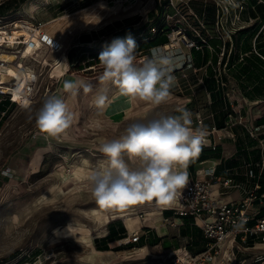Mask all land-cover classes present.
<instances>
[{
  "label": "rangeland",
  "instance_id": "1",
  "mask_svg": "<svg viewBox=\"0 0 264 264\" xmlns=\"http://www.w3.org/2000/svg\"><path fill=\"white\" fill-rule=\"evenodd\" d=\"M11 1L0 0V4L8 2L13 7ZM152 1L26 0L0 19V36L8 34L21 42L0 45V94L10 95L17 103L0 114V264H168L167 250L162 245L178 249L186 245L179 237L184 227L164 222L163 212L169 207H160L155 201L102 207L88 190L89 173L106 159L99 151L100 144L118 138L130 123L156 113L180 115L177 109L184 108L191 113L192 127L198 115L203 119L202 127L209 130L212 126L202 82L204 71L195 69L185 51L177 53L172 72L176 82L170 97L159 105L120 95L118 85L100 80L101 64L88 67L92 57H99L116 40V23H131L132 32L140 28L143 35L149 33L155 18ZM89 13L99 15L100 23L86 22ZM207 19L213 20L211 10ZM84 35L91 37L90 43L80 42ZM43 36L47 42L53 41L52 50L48 44L34 46ZM67 54L74 64H81L80 73H67ZM146 59L136 55V64L142 65ZM12 64L17 65L13 68L21 83L4 70ZM225 75L230 99L241 102L238 91L243 85L238 86L243 82L233 80L232 70ZM65 80H83L91 91L81 88L72 96L63 89ZM13 88L25 93L23 99L16 100L10 94ZM98 93L107 97L103 108L94 103ZM50 95L60 96L74 114L69 129L56 137L42 133L35 121ZM252 105L253 111L259 110L260 104ZM232 130L235 142L219 133L216 138L209 136L202 146L219 149V158H210L209 163H217L220 158L230 160L236 144L245 145L250 139L239 127ZM115 220H121L129 229L132 224L154 227L149 233L154 238L161 237L159 232L166 228L167 237L141 251L127 246V237L132 234L127 231L124 240L109 243V251H97L95 241L107 236L108 225ZM69 225L73 227L70 232Z\"/></svg>",
  "mask_w": 264,
  "mask_h": 264
},
{
  "label": "built area",
  "instance_id": "2",
  "mask_svg": "<svg viewBox=\"0 0 264 264\" xmlns=\"http://www.w3.org/2000/svg\"><path fill=\"white\" fill-rule=\"evenodd\" d=\"M152 2L151 9L155 14L153 21L158 19V24L164 25L160 31L167 39L165 44L153 49H178L190 56L195 51L201 55L218 57L216 65L209 60L202 70L205 74L206 68L212 67L215 84L229 101L230 112L225 127L220 130L212 127L207 132L208 135L222 133L234 140L232 129L244 127L250 140L255 142L250 150L257 151L260 156L258 160H250L239 168L225 170L228 177H217L216 165L207 169L202 167L195 171L194 176L187 170L188 183L182 190L179 201L166 209L172 214L165 217L164 222L178 227L182 225L181 219H190V225L195 226L202 234L203 249L195 255L185 246L177 250H167L170 261L168 264H264V216H261L264 208V191H261L264 187V124H256L253 118L247 124L242 115V107L230 101L229 81L225 75L231 55H238L240 60L247 55L243 51L244 43L253 32L255 36L249 41V46L252 52L257 53L256 39L264 36V19L261 18L258 8H264V0ZM210 10L213 20L207 19ZM243 32L245 35H241ZM151 33H156L155 27ZM44 37L41 38L42 44H48L47 47L51 48ZM2 40L0 45L7 46V40ZM207 97L210 104L208 94ZM9 98L13 100L12 97ZM252 104H260L259 112L264 115V100ZM252 104L249 109H252ZM196 122L198 127H202L203 119L200 115ZM214 186L221 190L217 196L213 194ZM227 191L241 192V199L226 202L223 196ZM142 234L139 231L133 232L127 237L128 242L138 243Z\"/></svg>",
  "mask_w": 264,
  "mask_h": 264
},
{
  "label": "clouds",
  "instance_id": "3",
  "mask_svg": "<svg viewBox=\"0 0 264 264\" xmlns=\"http://www.w3.org/2000/svg\"><path fill=\"white\" fill-rule=\"evenodd\" d=\"M103 9L104 5H100ZM88 23L98 24L101 17L86 14ZM137 44L128 37L117 39L99 54L103 67L102 82H114L120 95L132 101L159 105L166 101L175 85L172 72L177 63L176 50L152 49L151 58L136 64ZM65 65L69 67L66 63ZM83 88L91 91L83 80H65L64 91L72 96ZM107 97L97 94L94 103L103 108ZM180 115L156 113L130 123L116 139L106 140L99 151L106 158L88 177V190L102 207L155 201L160 207H171L182 196L188 183L187 167L207 143V129L191 126V113L177 109ZM31 119V117H30ZM74 114L58 95L47 97L35 115L37 128L56 137L69 129ZM73 229L68 226V231Z\"/></svg>",
  "mask_w": 264,
  "mask_h": 264
},
{
  "label": "trees",
  "instance_id": "4",
  "mask_svg": "<svg viewBox=\"0 0 264 264\" xmlns=\"http://www.w3.org/2000/svg\"><path fill=\"white\" fill-rule=\"evenodd\" d=\"M26 0H13L10 3L13 4V7L10 6L8 2H4L0 4V19L4 17V14L7 12H15L19 6L25 3ZM264 8H258V12L262 19H264ZM200 14L201 11L197 10ZM138 19L134 20L133 22H137ZM153 26L150 29L149 33L143 35V30L140 28L136 31L132 32V25L131 23L128 24H120L116 23L117 28L115 29L114 37L117 39H122L126 37L134 36V40L138 46L136 55H140L142 57L151 58V50L159 45H163L167 42V39L162 32L160 31L161 27L158 24V19L152 21ZM156 28V33L152 34L151 30ZM241 35H245V32L241 33ZM145 36V37H144ZM255 33L253 32L248 39L245 40L244 43V53L246 56L240 57L238 55H231L228 59V71L232 70L234 73V77L238 80V78L244 76L246 80V84L250 85V90L247 91L246 95L250 97L252 100L256 99L257 97H264V36H259L256 39L255 48L257 53L251 51V47L249 46V41L253 39ZM141 38V39H140ZM238 41V40H237ZM80 42L82 44H88L91 42V37L89 35H84L80 37ZM113 42V41H112ZM112 44V43H111ZM191 58L193 62V66L195 69H202L210 60L213 65L217 63V56H209L208 54H198L197 52L191 53ZM67 60L69 69L67 71L68 74H76L80 73L83 69L80 63L74 64L71 56L67 54ZM240 60V61H239ZM92 63H89L88 67L98 65L99 57H92ZM203 80V87L206 93L210 97V104L208 105L209 112L212 116V124L213 126L210 127L209 130L211 131L212 127L216 128L217 130L223 129L225 124L228 120V113L229 104L227 99L223 97V93L220 89L217 88L214 80V72L211 66L206 68V72L202 78ZM242 89H246V86L243 85ZM10 96V95H9ZM8 95L0 94L1 102H0V114L4 111L5 107L8 106H16L17 104L10 100ZM259 125L264 124V116L260 120H258ZM194 127H198L197 123L193 125ZM241 143V142H240ZM242 145V146H241ZM236 144V153L230 160H223L220 162L218 167H216L215 175L217 177H228L229 174L225 172V170H233L235 168L241 167L244 163H248L250 160L256 161L260 158L259 153L254 150H250L255 146V142L252 140H247L246 144ZM245 146V147H243ZM216 150V151H215ZM214 151L211 149L202 148L199 155L192 160L189 161L187 170L193 175L194 174V167L201 162L207 161L210 158H219V149L215 148ZM238 180L242 181V178H237ZM264 191V187L262 190ZM171 211H164V217L171 216ZM261 216H264V208L261 210ZM184 221V229L180 231L179 237L185 240L186 245L185 247L192 253L197 254L202 251L203 249V238L201 232L195 227L191 226V220L188 218H183ZM108 234L106 237L100 240L95 241V248L99 252H106L109 251V243L114 241H121L127 237V231L122 223L121 220L112 221L108 225ZM167 236L164 237H157L154 238L153 236H149L147 241H143L140 238L139 245L138 243H129L127 246L130 248L137 247L141 248L147 244L148 246L152 247L157 245L161 240L166 239ZM189 239V240H188ZM191 239V240H190ZM137 244V245H136ZM165 247L166 250H177L178 248H171L169 244L162 245Z\"/></svg>",
  "mask_w": 264,
  "mask_h": 264
},
{
  "label": "crops",
  "instance_id": "5",
  "mask_svg": "<svg viewBox=\"0 0 264 264\" xmlns=\"http://www.w3.org/2000/svg\"><path fill=\"white\" fill-rule=\"evenodd\" d=\"M262 9V8H261ZM261 13H264V11H262ZM199 54V53H198ZM229 72V71H228ZM227 77V76H226ZM234 81H236V82H240V80H241V82H243V84L241 83H239V86L238 87H240V85H244V86H246V89H244V90H239L238 92L240 93L239 95H241V98H240V100H241V102H239V99H237V100H235V101H232V99H230V101H232V103H234V104H236L235 102H239L238 104L242 107V102L245 104V107H242V115H243V117H244V120L247 122V124L249 123V121H251L252 120V118L255 120V123L256 124H258L259 125V123H258V120H260L261 118H262V116H264V115H261L260 114V112H259V110L258 111H253V109H249V103H254V102H258V101H261V100H264V97H261L260 99H251L250 97H248L247 95H246V93H247V91H249L250 90V85H247L246 84V80H245V77L244 76H242V77H240V78H238V80L236 79V78H234L233 79ZM229 81V80H228ZM241 87H243V86H241ZM228 101V100H227ZM229 102V101H228ZM229 104V103H228ZM212 126H213V124H212ZM239 127V129L243 132V135L244 134H246L247 136H248V134H247V131H246V129L244 128V127H241V126H238ZM208 132H210V131H208ZM217 134H219V133H212V134H210V135H207V137H206V140L209 138V136H212L213 138H216L215 136L217 135ZM231 134H233L234 136H235V138H236V135H235V133L233 132V130L231 131ZM240 134V133H239ZM245 135V136H246ZM223 136L224 137H227V138H229V136L227 135V134H223ZM229 139H231V138H229ZM248 139H249V137H248ZM233 142H235V139L233 140V139H231ZM250 140V139H249ZM236 149V148H235ZM234 153H236V150H235V152ZM222 160L221 159H219V161L217 162V163H209V160H207V161H204V162H201L200 164H198V165H196L195 167H194V173H195V171L196 170H198V169H201L202 167H204L205 169H207V168H209V167H211V166H213V165H216V167L220 164V162H221ZM192 176H194V174L192 175ZM213 194L214 195H218L220 192H221V190L219 189V187L218 186H214V190H213ZM241 196H242V194H241V192H238V191H227L225 194H224V196H223V199L226 201V202H230V201H236V200H240L241 199ZM180 224H182V225H180L179 227H181V226H183L184 227V221H183V219H181L180 220ZM146 228L145 229V231L144 232H142L143 234H142V237H141V240L143 239V241H147V239L149 238V236H151L149 233H151L154 229V227H151V228H147V226H139V227H137V225H133L132 224V227L129 229V227L127 226L125 229H126V231H129V232H136V231H139L140 230V228ZM137 229V230H136ZM156 230V229H155ZM140 232V231H139ZM157 233V232H156ZM152 234V233H151ZM159 234H160V236L161 237H164L166 234H167V230H166V228H164V232H162V230L159 232ZM148 245L147 244H145V246H143V247H141L140 249H141V251H143L144 249H145V247H147ZM150 247V246H149ZM144 248V249H143Z\"/></svg>",
  "mask_w": 264,
  "mask_h": 264
},
{
  "label": "bare ground",
  "instance_id": "6",
  "mask_svg": "<svg viewBox=\"0 0 264 264\" xmlns=\"http://www.w3.org/2000/svg\"><path fill=\"white\" fill-rule=\"evenodd\" d=\"M10 36V35H9ZM8 36V34H5V36H3V38H2V36H0V43H3V40L2 39H4V40H7V43H8V45H16V44H19V43H21V42H19V41H16V39L14 38V37H9ZM33 38H34V36H33ZM48 43L49 44H52L53 43V41H51L50 39L48 40ZM41 44H42V41L38 38V40H37V43L34 45L35 47H40L41 46ZM48 46V45H47ZM26 57H27V55H26ZM57 62V61H56ZM59 63H61V61H58V64ZM17 67V65L15 64H12L11 65V67H9V68H5L4 67V70L7 72V73H9L8 75L10 76V77H12L13 79H15V80H17V81H20V83H21V81H22V79H21V77H20V75H18L17 74V72H16V70H14V68L13 67ZM59 66H60V64H59ZM16 85H19V84H16ZM19 88H21V87H19ZM24 90V89H23ZM25 90L27 91V88L25 87ZM11 95H14V97H15V99L16 100H21V99H23V97H24V92L23 91H20L19 89H14L13 88V90H12V93H10ZM11 97V96H10ZM15 103V102H14ZM17 104V103H16ZM126 216H128V215H126ZM129 221H131L130 219H128ZM136 221H137V219H135ZM133 223V222H132ZM68 233V232H67ZM68 235V234H67Z\"/></svg>",
  "mask_w": 264,
  "mask_h": 264
},
{
  "label": "snow or ice",
  "instance_id": "7",
  "mask_svg": "<svg viewBox=\"0 0 264 264\" xmlns=\"http://www.w3.org/2000/svg\"><path fill=\"white\" fill-rule=\"evenodd\" d=\"M25 103H27V102H25Z\"/></svg>",
  "mask_w": 264,
  "mask_h": 264
}]
</instances>
